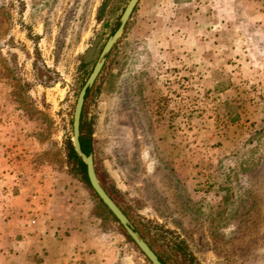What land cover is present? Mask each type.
Listing matches in <instances>:
<instances>
[{
  "label": "rangeland",
  "instance_id": "1",
  "mask_svg": "<svg viewBox=\"0 0 264 264\" xmlns=\"http://www.w3.org/2000/svg\"><path fill=\"white\" fill-rule=\"evenodd\" d=\"M128 1L0 0V191L45 187L88 212L113 264H151L67 151ZM83 121L100 183L171 264H264V0H138Z\"/></svg>",
  "mask_w": 264,
  "mask_h": 264
},
{
  "label": "crops",
  "instance_id": "2",
  "mask_svg": "<svg viewBox=\"0 0 264 264\" xmlns=\"http://www.w3.org/2000/svg\"><path fill=\"white\" fill-rule=\"evenodd\" d=\"M38 190L39 200L34 197L31 205L17 188L12 199L1 185L0 264H113V252L86 210L45 187ZM34 216L35 226L29 221Z\"/></svg>",
  "mask_w": 264,
  "mask_h": 264
},
{
  "label": "water",
  "instance_id": "3",
  "mask_svg": "<svg viewBox=\"0 0 264 264\" xmlns=\"http://www.w3.org/2000/svg\"><path fill=\"white\" fill-rule=\"evenodd\" d=\"M138 0H129L126 4L122 14L119 18V23L115 27L114 32L107 38L105 41L98 59L96 60L91 72L89 73L87 79L85 80L84 84L82 85L81 89L78 92L76 102L74 105L73 111V118H72V145L77 153L80 156L84 164L86 165V175L89 182V185L96 193L98 198L103 202V204L108 208V210L114 215V217L118 220L120 225L123 227L126 234L132 239L138 249L142 252V254L152 263V264H163L157 254L153 251V249L149 246V244L145 241V239L141 236L139 231H137L132 223L130 222L127 215L121 210V208L115 203V201L110 197V195L106 192L104 187L99 181L97 176L95 167H94V160H93V153L92 151L88 154H85L80 146L79 142V125H80V117L82 112V107L85 100V95L87 89H89L94 81L96 80L99 72L101 71L103 64L105 62L106 56L108 55L109 51L113 47L114 43L120 37L124 26L127 20L130 17L135 5L137 4ZM100 37L97 36L94 40V43L91 47H89L84 54V62H88L95 52V48L97 43L99 42Z\"/></svg>",
  "mask_w": 264,
  "mask_h": 264
},
{
  "label": "trees",
  "instance_id": "4",
  "mask_svg": "<svg viewBox=\"0 0 264 264\" xmlns=\"http://www.w3.org/2000/svg\"><path fill=\"white\" fill-rule=\"evenodd\" d=\"M114 32V31H113ZM84 65V63H83ZM89 74V73H88ZM87 74V75H88ZM86 75V79L87 76ZM94 85V83H93ZM90 92V88L87 89L86 91V95H85V100L88 97ZM84 100V103H85ZM83 110H84V104L82 107V112H81V117H80V125H79V142H80V146L82 151L85 154H88L89 152H91L93 150V145H92V138H91V133L90 131L86 128V124L83 121ZM67 151H68V156L71 160V163L73 165V167L75 168L76 172L78 174H80V176L82 177V179L89 185L88 179H87V175H86V165L84 164V162L82 161V159L80 158L79 155H77V153L75 152L73 145L71 143L70 140L67 141ZM103 186V185H102ZM104 187V186H103ZM106 190V192L110 195V197L115 201V203L121 208V206L119 205V203L114 199V197L109 193V191L104 188ZM99 201L101 202V204L106 208V206L102 203V201L99 199ZM107 209V208H106ZM122 209V208H121ZM122 211L126 214V212L122 209ZM111 213V212H110ZM127 215V214H126ZM114 217V216H113ZM114 219L117 221V219L114 217ZM136 229V228H135ZM125 236L129 239V241H132V239L126 234V232L124 231ZM142 237L146 240V242L149 244V246L153 249V251L157 254L159 260L163 263V264H171L169 259L167 257H164L163 255H161L157 250H155L152 246V244L145 238V236L141 233ZM180 243V242H179ZM181 244V243H180ZM177 245V249H179L183 254H185V251L183 249L182 245ZM145 259L150 262L146 257ZM151 263V262H150ZM152 264V263H151Z\"/></svg>",
  "mask_w": 264,
  "mask_h": 264
},
{
  "label": "built area",
  "instance_id": "5",
  "mask_svg": "<svg viewBox=\"0 0 264 264\" xmlns=\"http://www.w3.org/2000/svg\"><path fill=\"white\" fill-rule=\"evenodd\" d=\"M30 223H31L32 225L36 224V223H37V219H36V218H33V219L30 221Z\"/></svg>",
  "mask_w": 264,
  "mask_h": 264
}]
</instances>
